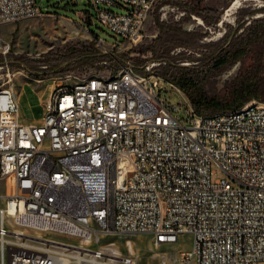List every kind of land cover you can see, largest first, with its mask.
Wrapping results in <instances>:
<instances>
[{"label": "built area", "instance_id": "obj_1", "mask_svg": "<svg viewBox=\"0 0 264 264\" xmlns=\"http://www.w3.org/2000/svg\"><path fill=\"white\" fill-rule=\"evenodd\" d=\"M158 1L90 0V19L135 44ZM40 13L37 0H0V25ZM13 76L0 63V181L14 188L0 192V264H131L105 262L114 251L100 241L139 232L156 244L189 233L181 264H264L260 100L248 114H200L186 98L161 96L167 85L183 92L172 81L126 63L108 83L57 85L39 121L24 122Z\"/></svg>", "mask_w": 264, "mask_h": 264}, {"label": "rangeland", "instance_id": "obj_2", "mask_svg": "<svg viewBox=\"0 0 264 264\" xmlns=\"http://www.w3.org/2000/svg\"><path fill=\"white\" fill-rule=\"evenodd\" d=\"M198 1L159 0L147 18L141 40L131 44L96 19H90V15L95 12L90 0H37L40 14L0 25V63L10 62L14 85L21 96V116L25 120L40 117L43 113L41 101H44L57 85L74 84L92 75L109 76L122 66L120 58L131 60L138 66L144 64V67L150 62H160L155 68V73L166 80H169L168 75L181 71L206 75L208 66L197 63L188 58V55L199 56L210 51L212 47L188 49L165 46L160 52L166 53V59L158 61V58H155L152 44L159 33L156 18L165 23H177L183 30L195 32L199 44L216 43L225 37L230 27L236 26L241 17L246 15L245 10L262 6L264 0H238L229 12L227 9L235 0H202L201 6L213 11L208 12L207 17L193 11ZM113 10L123 12L127 7L122 4L113 6ZM215 12L220 13L217 24L209 22ZM254 16L250 21L247 20V24L264 27V11L257 12ZM7 44L8 52L3 53L4 45ZM90 50L103 53L106 57L96 56L98 58L94 63L76 64L77 62L73 61L78 55ZM179 54L185 55L180 57ZM18 59H22L35 71L44 69L46 72L37 78L25 68L11 63ZM64 61L65 64L76 65L64 71L65 64L54 69ZM44 66L47 68H43ZM240 67L241 62L237 61L216 73L207 74V85L222 89L238 73ZM161 96L166 97L172 105L183 102V98L189 100L184 92L177 91L171 85L161 91ZM219 176H222L220 171L212 175V179ZM13 190L11 179L0 181V192L11 193ZM56 238L79 243L77 238ZM190 241L191 235L184 233L175 243L156 244L152 234L139 232L108 234L102 237L100 243L104 247H110L120 258H129L131 264H181L179 252L187 249ZM96 245L98 244H93Z\"/></svg>", "mask_w": 264, "mask_h": 264}, {"label": "trees", "instance_id": "obj_3", "mask_svg": "<svg viewBox=\"0 0 264 264\" xmlns=\"http://www.w3.org/2000/svg\"><path fill=\"white\" fill-rule=\"evenodd\" d=\"M201 1H198L193 11L207 17V13L213 11L201 6ZM262 11H264V4L258 8L245 10L244 13L246 15L241 17L236 26L230 27L225 37L220 39L219 42H204L201 44L196 41L195 32L183 30L177 23H165L159 21L158 17L156 18L159 33L153 41L152 49L158 61L166 59V53L160 52V49L165 46H180L188 49H191V47H212L210 51L201 53L199 56L188 55V58L197 63L200 62L202 65L208 66L206 75L200 76L196 73L181 71L167 76V79L172 81L186 94L196 112L210 114L239 108L253 99L264 101V27L247 24V20L250 21V18H255V13ZM219 20L220 13L215 12L209 22L217 24ZM101 55L102 57H106L103 53L90 50L78 55L73 61L77 62L76 64L94 63L98 58L96 56ZM184 55L179 54L180 57ZM120 57L123 58V56ZM120 60H122V65L130 63L137 72L141 74L147 73L144 70V64L138 66L131 60L121 58ZM237 61L241 62L238 73L222 89L218 90L213 85H207V74L216 73L220 69ZM11 63L25 68L37 78L46 72L44 69H40L39 71L33 70L22 59ZM65 63L64 61L54 69ZM76 64L63 65V71L71 69ZM43 68H47V66Z\"/></svg>", "mask_w": 264, "mask_h": 264}, {"label": "bare ground", "instance_id": "obj_4", "mask_svg": "<svg viewBox=\"0 0 264 264\" xmlns=\"http://www.w3.org/2000/svg\"><path fill=\"white\" fill-rule=\"evenodd\" d=\"M238 0H235L227 9L229 12L233 9ZM147 74L145 77H156V70H145ZM109 76H101V83H108ZM75 83H84V78L75 82ZM260 108H264V101H260ZM250 110V103H245L241 107L237 108V114H248ZM96 257H104V250H96ZM56 260H65V253H56ZM105 262H115V263H126V258H120V256L115 255V252H105Z\"/></svg>", "mask_w": 264, "mask_h": 264}, {"label": "crops", "instance_id": "obj_5", "mask_svg": "<svg viewBox=\"0 0 264 264\" xmlns=\"http://www.w3.org/2000/svg\"><path fill=\"white\" fill-rule=\"evenodd\" d=\"M20 98H21V96H20V94H19V101H20ZM41 103L43 104V101H41ZM20 106H21V104H20ZM43 106V105H42ZM22 108V107H21ZM22 110V109H21ZM43 114V113H42ZM42 114H41V116H42ZM41 116L40 117H38V118H36V117H32V118H30L29 120H25V118H23L22 116H21V119H22V121H24V122H37V121H39V119L41 118Z\"/></svg>", "mask_w": 264, "mask_h": 264}]
</instances>
